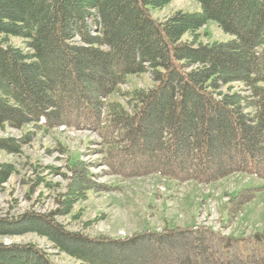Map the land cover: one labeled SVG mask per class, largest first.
Masks as SVG:
<instances>
[{
    "label": "trees",
    "instance_id": "1",
    "mask_svg": "<svg viewBox=\"0 0 264 264\" xmlns=\"http://www.w3.org/2000/svg\"><path fill=\"white\" fill-rule=\"evenodd\" d=\"M170 1L0 0V128L93 131L102 173L123 180L158 175L207 185L234 173L264 180V0H195L199 13L151 16ZM208 21L230 39L199 41ZM147 72L152 87L121 90L128 76ZM115 94L124 104L109 100ZM31 135L0 138V150L18 154ZM14 171L0 164V185ZM91 177L77 161L59 209L0 219V230L41 224L36 232L78 264H264V235L238 241L194 227L111 240L68 232L56 216L90 190H114ZM257 191L228 200L229 224ZM0 264L54 262L35 244L0 243Z\"/></svg>",
    "mask_w": 264,
    "mask_h": 264
},
{
    "label": "rangeland",
    "instance_id": "2",
    "mask_svg": "<svg viewBox=\"0 0 264 264\" xmlns=\"http://www.w3.org/2000/svg\"><path fill=\"white\" fill-rule=\"evenodd\" d=\"M176 11L199 13L201 8L195 0H171L162 8L150 9L151 16L159 21ZM198 33L199 41L203 43L230 39L212 21H208ZM182 39L190 40V35L185 34ZM10 41L15 46H21L18 39ZM76 42L86 46L77 39ZM126 80L127 83L121 86L122 91L146 90L153 85L149 72L130 75ZM109 100L123 103L117 94ZM26 131L32 135L25 139V143H19L18 154L0 150V164H10L15 169L6 183L0 185L1 220L14 221L25 213L49 215L59 209L57 195L65 193L70 169L82 160L88 164L93 182L111 186L114 190H90L86 199L74 203L67 213L56 216V222L68 232H80L91 239L122 240L145 231L162 232L165 228L197 226L226 234L238 241L264 235L262 179L234 173L207 185L194 181L175 182L158 175L123 180L102 173L106 167L100 165L102 155L99 150L102 145L97 133L63 126L44 130L28 124L20 130L0 128V138L18 140ZM243 189L258 191L254 199L242 207L230 226H226L229 222L227 198L235 197ZM21 224L2 227L0 243L35 244L50 254L54 264H78L73 258L54 249L45 237L36 232L43 230V225L33 221ZM24 226L30 228L24 229Z\"/></svg>",
    "mask_w": 264,
    "mask_h": 264
}]
</instances>
